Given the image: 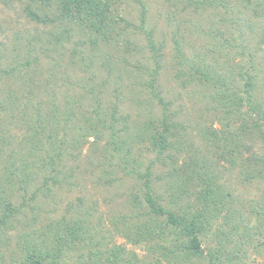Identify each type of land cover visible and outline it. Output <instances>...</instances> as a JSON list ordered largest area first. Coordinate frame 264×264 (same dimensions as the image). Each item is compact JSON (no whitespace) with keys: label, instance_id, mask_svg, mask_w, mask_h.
Listing matches in <instances>:
<instances>
[{"label":"rangeland","instance_id":"rangeland-1","mask_svg":"<svg viewBox=\"0 0 264 264\" xmlns=\"http://www.w3.org/2000/svg\"><path fill=\"white\" fill-rule=\"evenodd\" d=\"M115 1L117 30L104 37L55 15L57 0H0V203H26L0 232V264L70 228L89 244L127 241L137 264H166L156 245L120 236L149 220L135 174L148 168L164 209L211 219L206 254L264 264V129L246 107L245 122H231L221 103L245 97L240 74H250L264 109V0ZM164 115L160 154L151 141ZM165 222H155L154 244Z\"/></svg>","mask_w":264,"mask_h":264},{"label":"trees","instance_id":"trees-1","mask_svg":"<svg viewBox=\"0 0 264 264\" xmlns=\"http://www.w3.org/2000/svg\"><path fill=\"white\" fill-rule=\"evenodd\" d=\"M54 3H56L55 15L56 12L58 16L60 13L63 19L68 21L71 20V22L74 21L79 26L85 27L96 34L109 37L117 30L119 12L115 0H57V2ZM258 5L261 6L260 4ZM26 10L31 20L43 24L48 23L46 15L44 18L39 15V12L32 8L27 7ZM3 32H5V29L0 27V36ZM2 47H4V45H0V54L5 52L1 51ZM196 72L200 75V79H203L205 76H210L209 72L201 69ZM240 77L244 80L245 86L243 94L245 97L240 96L241 92L235 91L226 97H222L224 100L221 103L225 105L227 114L232 117L231 122L234 123L239 119L245 122V115L242 111L243 108L246 107L247 110L250 111L248 116L253 126L255 128L264 129V109L258 104L257 100L253 99L254 96L251 90L253 88L252 86H254L253 82L255 77L250 74H240ZM162 100L161 103H163ZM164 107L166 108V105H164ZM255 114L257 117L254 116ZM168 124L169 120L167 116L164 115L162 126L165 130L159 136H152L151 143L154 149L156 147L159 148L160 154L168 148V137L164 134L169 131ZM228 124H230V122ZM245 127H249V125ZM254 127H251V129L253 132H256ZM261 132L264 141V131ZM236 142L237 147H239V145L242 146V142L238 143L237 139ZM235 152L241 154L240 151ZM150 170L151 169L148 168L145 173H135L133 171L137 178L144 180L143 184L145 188V205L144 203L137 202L136 207H141V209H143L140 214L141 217L143 216L144 219L148 217L149 220L144 223L145 225L140 226V228L136 225V229L134 228L135 232L132 233L131 230L129 232L124 231L121 232V234L119 233L120 236L135 246L148 242L152 243L153 248H155L154 245H156V249H151V251L158 252L165 259L166 264H187L191 260L200 262L208 261V264H222L223 261L218 256L220 255V253H218L219 250L213 252L209 251V253L206 254L203 248L202 238L206 235V229L209 231L212 228L213 223H211V219L203 213L188 216L184 212L181 213L177 210L164 209L159 199L153 195ZM7 196L10 197L9 194H7L6 197ZM205 198L206 200L209 199L208 192ZM2 203L3 208H0V232L8 228V226L6 227L8 222L18 218L22 208L26 205V203H24L22 208H17L12 205V201L6 198L3 199L0 204ZM34 208L35 207H33V209ZM159 217H166V222L162 226L161 232L158 234V237L163 240H160V243L154 244V231L156 230L155 222ZM125 228L127 229L128 226L125 225L124 229ZM48 237L51 238L49 240L50 246L45 244L43 249H39L38 246H34L33 249H23L22 253L24 254L21 255L22 260L19 264H127V261H131L132 264L138 263L136 261L138 259L135 257L136 254L131 249L127 248L125 244L127 241L123 245H117L114 241L113 245H111L110 242L89 244V241H87V245L86 236L82 233H78V231L73 228L65 230L64 233H61L59 230L57 232L50 231ZM27 241L28 236L24 235L21 237L19 245ZM130 257L134 260L130 259ZM72 258L75 260L70 263V259ZM159 261L160 259L156 264H160Z\"/></svg>","mask_w":264,"mask_h":264}]
</instances>
